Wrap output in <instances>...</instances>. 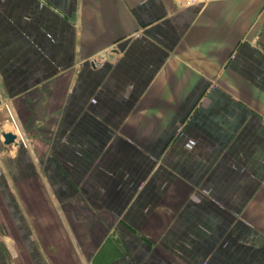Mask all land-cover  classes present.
<instances>
[{
	"label": "crops",
	"instance_id": "1",
	"mask_svg": "<svg viewBox=\"0 0 264 264\" xmlns=\"http://www.w3.org/2000/svg\"><path fill=\"white\" fill-rule=\"evenodd\" d=\"M0 129L20 264H264V0H0Z\"/></svg>",
	"mask_w": 264,
	"mask_h": 264
},
{
	"label": "rangeland",
	"instance_id": "2",
	"mask_svg": "<svg viewBox=\"0 0 264 264\" xmlns=\"http://www.w3.org/2000/svg\"><path fill=\"white\" fill-rule=\"evenodd\" d=\"M9 118L10 119L8 121L10 122V125L13 127V125H12L13 121H12L11 117H9ZM0 215H1L0 216V228H1L2 235H3L1 237V242H2L3 248L4 247L7 248L6 245L8 244V241H11L10 246L12 247V249H11L10 253H11L13 259L17 260V262H19V264H20L19 256H20L21 252H24V253L27 252L26 251V244H25L26 242L23 241L17 233L16 234L13 233L14 235H16L15 237H17V238H14V236L13 237L10 236L11 228H9V225L6 221H3L4 219L8 220L9 216H8L6 208L3 205V202L1 201V199H0ZM13 234H11V235H13ZM8 237H10L9 238L10 240L8 239ZM7 249H9V248H7ZM34 254H35V252H34ZM37 254H35V257L40 260V264L41 263L43 264L44 262L42 261V258H40L41 256L37 255ZM30 256L33 258V261L30 259ZM26 258L28 259V264H37V260L33 257V255L31 253L29 254V256L27 254Z\"/></svg>",
	"mask_w": 264,
	"mask_h": 264
},
{
	"label": "water",
	"instance_id": "3",
	"mask_svg": "<svg viewBox=\"0 0 264 264\" xmlns=\"http://www.w3.org/2000/svg\"><path fill=\"white\" fill-rule=\"evenodd\" d=\"M110 51H117L115 47H112ZM110 53L108 51H104L97 55L96 58L91 59L90 64L92 66L100 65L102 60L109 58ZM0 135L3 137V143L4 144H12L17 146L19 144V138L12 130H4L0 129Z\"/></svg>",
	"mask_w": 264,
	"mask_h": 264
},
{
	"label": "bare ground",
	"instance_id": "4",
	"mask_svg": "<svg viewBox=\"0 0 264 264\" xmlns=\"http://www.w3.org/2000/svg\"><path fill=\"white\" fill-rule=\"evenodd\" d=\"M5 130V129H4ZM11 130H13V131H15V129H11ZM17 137H19V136H17ZM21 141V140H20Z\"/></svg>",
	"mask_w": 264,
	"mask_h": 264
},
{
	"label": "built area",
	"instance_id": "5",
	"mask_svg": "<svg viewBox=\"0 0 264 264\" xmlns=\"http://www.w3.org/2000/svg\"><path fill=\"white\" fill-rule=\"evenodd\" d=\"M13 121V120H12ZM13 123H14V121H13Z\"/></svg>",
	"mask_w": 264,
	"mask_h": 264
}]
</instances>
